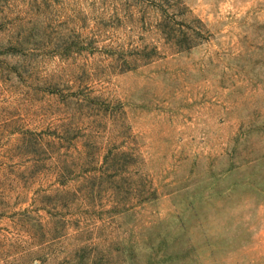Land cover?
Returning a JSON list of instances; mask_svg holds the SVG:
<instances>
[{
  "label": "rangeland",
  "instance_id": "1",
  "mask_svg": "<svg viewBox=\"0 0 264 264\" xmlns=\"http://www.w3.org/2000/svg\"><path fill=\"white\" fill-rule=\"evenodd\" d=\"M0 264H264V0H0Z\"/></svg>",
  "mask_w": 264,
  "mask_h": 264
}]
</instances>
